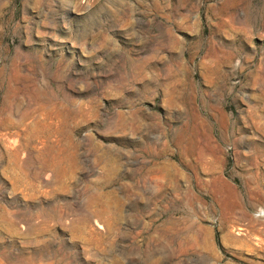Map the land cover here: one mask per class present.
<instances>
[{
  "label": "rangeland",
  "instance_id": "rangeland-1",
  "mask_svg": "<svg viewBox=\"0 0 264 264\" xmlns=\"http://www.w3.org/2000/svg\"><path fill=\"white\" fill-rule=\"evenodd\" d=\"M0 264H264V0H0Z\"/></svg>",
  "mask_w": 264,
  "mask_h": 264
},
{
  "label": "bare ground",
  "instance_id": "bare-ground-1",
  "mask_svg": "<svg viewBox=\"0 0 264 264\" xmlns=\"http://www.w3.org/2000/svg\"><path fill=\"white\" fill-rule=\"evenodd\" d=\"M262 213H263V211L260 212V214H262Z\"/></svg>",
  "mask_w": 264,
  "mask_h": 264
}]
</instances>
